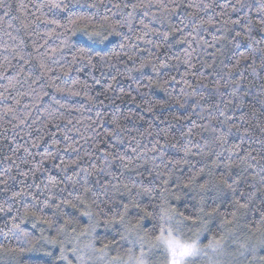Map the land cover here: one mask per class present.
Returning <instances> with one entry per match:
<instances>
[{
	"label": "trees",
	"instance_id": "trees-1",
	"mask_svg": "<svg viewBox=\"0 0 264 264\" xmlns=\"http://www.w3.org/2000/svg\"><path fill=\"white\" fill-rule=\"evenodd\" d=\"M261 17L264 0H0V264H68L86 234L155 255L165 215L203 247L264 241Z\"/></svg>",
	"mask_w": 264,
	"mask_h": 264
},
{
	"label": "snow or ice",
	"instance_id": "snow-or-ice-1",
	"mask_svg": "<svg viewBox=\"0 0 264 264\" xmlns=\"http://www.w3.org/2000/svg\"><path fill=\"white\" fill-rule=\"evenodd\" d=\"M53 8L56 9H62V5L57 3L52 5ZM133 8L138 7V5H133ZM235 10V9H234ZM71 19L72 23H75L77 19H80V17H77L75 19ZM52 23H58L56 20L51 21ZM234 23H239V21H234ZM258 23L261 25V30L264 31V17H261V19L258 21ZM251 30V25H249V31ZM235 35L237 37H240V40L243 41L247 39L250 43L255 44L258 43L257 41H253L250 36H245L244 34L240 32H236ZM235 43V42H234ZM236 47H239V43H235ZM240 59H248L250 54H245V53H240ZM240 63V61H237V65ZM162 103V102H161ZM179 103V101H177ZM183 107V105H181ZM115 123V121H113ZM229 188L232 187L231 184L227 185ZM185 188L189 187V184L186 183L184 185ZM197 188H199L200 193L198 194H203L206 191H212L216 189V186L213 185L210 181H205L202 182L198 185H196ZM235 191V189H233ZM80 204H85L83 200L79 201ZM234 203L238 206L240 209H245L247 208L246 203H241L239 200L234 201ZM201 207L199 209L200 213L203 215H198L193 218V223L196 221H200L201 225H205V216H210L215 212L219 211L218 207H212L209 206V208L206 210L203 207V196L201 199ZM71 207L76 208L77 211H80V209L77 207L75 204H70ZM134 207L139 208L140 205L138 203H133ZM59 208V205H57ZM128 204L123 205V212L127 213L128 212ZM81 215L89 217L90 220V227L95 230V228L100 224L99 220H94V213L91 211V207L88 205H85V210L81 212ZM234 215V213H233ZM106 222H122L124 219L123 214H120L118 217H113L111 221L108 220L107 216L105 215L104 217ZM164 220V223H161L159 225V231L158 234L156 235V241L159 246H161L165 253L167 254L168 257V264H191V258L196 257L201 254V246H200V240L199 238L195 240L186 241L182 237H180L178 234L174 235L173 234V229L170 224H168V221L172 219L171 216L165 215L162 217ZM185 219H189V217H185ZM168 224L166 227L165 225ZM121 239L127 240V237L121 234ZM224 240V236H221L219 239H213L212 243H210L208 246L210 248H213V251L221 250L223 249V244L221 241ZM140 248H139V255L133 254L132 248L128 249V252L131 254L129 257V260L127 261V264H149V257H148V252L151 251L152 248L156 247V245H146L144 243V237H140ZM131 243V242H130ZM213 244L216 247H213ZM107 247V246H106ZM242 248L245 249L244 252H241L240 254L242 256L246 254H250L253 259H259L261 262H264V255H261V250H264V241H260L257 244H253L251 246L249 245H241ZM116 259V257H114ZM251 264V262H249Z\"/></svg>",
	"mask_w": 264,
	"mask_h": 264
},
{
	"label": "rangeland",
	"instance_id": "rangeland-1",
	"mask_svg": "<svg viewBox=\"0 0 264 264\" xmlns=\"http://www.w3.org/2000/svg\"><path fill=\"white\" fill-rule=\"evenodd\" d=\"M165 226L167 227L168 224ZM173 234L177 235L174 231ZM237 242V245L240 246L239 249L236 248V245L233 244L231 240H228L226 242H222L223 249L217 251H213V248H210L209 246L203 247L200 244L202 249L201 254L191 258V264H249V262H251V264H260V260L258 258L253 259L250 254L242 256L240 253L244 252L245 249L242 248L241 245L245 244L241 243V241ZM76 246V248L72 249L71 255L74 260L69 259L67 261L68 264H127L130 257L112 259L110 257H106V254L98 253L93 247V238L90 239V235L88 234L78 238ZM157 246L158 248L155 250V255H151L150 252H148L149 264H152V262L153 264H168V257L164 249L159 245ZM137 247L135 255L138 256V250L140 248L139 243L137 244ZM213 247L216 246L213 244ZM263 251L264 250H261V255Z\"/></svg>",
	"mask_w": 264,
	"mask_h": 264
}]
</instances>
